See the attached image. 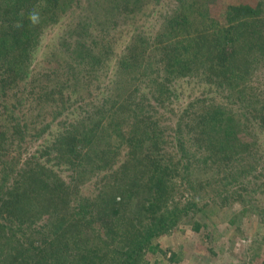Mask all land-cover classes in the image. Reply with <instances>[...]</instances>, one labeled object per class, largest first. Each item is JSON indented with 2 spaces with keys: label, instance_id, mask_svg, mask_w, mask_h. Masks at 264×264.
I'll return each instance as SVG.
<instances>
[{
  "label": "trees",
  "instance_id": "1",
  "mask_svg": "<svg viewBox=\"0 0 264 264\" xmlns=\"http://www.w3.org/2000/svg\"><path fill=\"white\" fill-rule=\"evenodd\" d=\"M218 1L0 0V264H148L185 220L223 209L251 177L264 188V0L217 16ZM56 27L61 53L35 72ZM186 89L197 97L172 119ZM194 150L220 172L250 150L257 166H236L224 185L244 187L224 186L208 210Z\"/></svg>",
  "mask_w": 264,
  "mask_h": 264
},
{
  "label": "rangeland",
  "instance_id": "2",
  "mask_svg": "<svg viewBox=\"0 0 264 264\" xmlns=\"http://www.w3.org/2000/svg\"><path fill=\"white\" fill-rule=\"evenodd\" d=\"M231 0H219L213 12L218 16L223 6L230 3ZM255 4L258 0H240ZM63 30L58 27L48 33L47 39L42 44L33 70L37 72L38 66L51 54L60 55L62 47L58 48L59 40ZM235 43L238 47L246 44L241 35L235 37ZM58 50V51H57ZM41 68V67H40ZM189 92L188 89L180 96L178 102L174 105L171 118L177 120L182 109L190 100L197 97V94ZM176 106V107H175ZM166 134L169 139L174 138V131L168 127ZM46 136V135H45ZM45 136L42 139L29 137L23 149V159L30 156L43 144ZM245 142H252L251 138L243 134ZM257 146L262 147L259 156L264 159V142ZM254 147H251V150ZM250 150L246 154L247 161L239 156L226 158L227 162L223 164L220 172L217 170L216 162L219 159L208 158L203 160L204 154L196 152V160H199L194 168V174L197 180V190L195 199L208 210L213 208V199L215 194L220 193L224 186L229 190L240 191L244 186L237 183L234 186L224 185L226 178L233 175L240 166L246 171V174L252 173L254 166L248 162ZM193 151V150H192ZM255 152V151H254ZM200 153V155H198ZM253 155V154H251ZM214 159V160H213ZM259 172H264V161L258 165ZM243 173L241 168H238ZM221 174V175H220ZM251 177V176H250ZM250 177L248 180H250ZM255 178V177H253ZM251 177L252 183L254 182ZM257 178V177H256ZM264 183V177L260 178ZM249 184V190L241 195H237L234 201L228 203L223 209L218 208L212 215H202L196 219L185 220L171 234L161 237L158 240L161 251L148 255V264H264V188L256 190L254 184ZM90 190L85 191L88 195ZM240 194V192H239ZM231 200V198H230ZM231 206V207H230ZM247 210L245 215H241L238 226H230L229 219L236 212ZM208 213V212H206ZM196 222L202 225L200 231H196Z\"/></svg>",
  "mask_w": 264,
  "mask_h": 264
},
{
  "label": "clouds",
  "instance_id": "3",
  "mask_svg": "<svg viewBox=\"0 0 264 264\" xmlns=\"http://www.w3.org/2000/svg\"><path fill=\"white\" fill-rule=\"evenodd\" d=\"M28 20L31 25L35 26L38 25L41 22V14L39 10L34 7L32 10L28 13ZM22 25L20 23H17L16 27H21Z\"/></svg>",
  "mask_w": 264,
  "mask_h": 264
}]
</instances>
